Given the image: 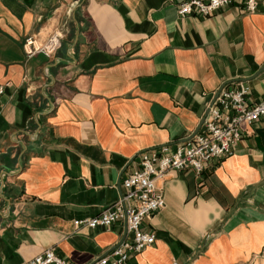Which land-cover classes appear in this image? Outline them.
<instances>
[{
    "label": "crops",
    "instance_id": "obj_1",
    "mask_svg": "<svg viewBox=\"0 0 264 264\" xmlns=\"http://www.w3.org/2000/svg\"><path fill=\"white\" fill-rule=\"evenodd\" d=\"M184 1L0 0V264L110 255L126 222L74 221L117 202L143 152L192 137L221 88L264 101V11L183 17ZM58 27L54 56H27ZM156 184V241L124 264H264V118L229 157Z\"/></svg>",
    "mask_w": 264,
    "mask_h": 264
},
{
    "label": "built area",
    "instance_id": "obj_2",
    "mask_svg": "<svg viewBox=\"0 0 264 264\" xmlns=\"http://www.w3.org/2000/svg\"><path fill=\"white\" fill-rule=\"evenodd\" d=\"M239 3L243 13L264 11V0H186L179 5L181 16H212L219 9ZM66 36L64 27L56 28L47 39L38 43L28 36L24 42L27 56L43 53L54 56L62 47ZM4 91L0 87V93ZM250 88L243 82L234 88L223 87L208 105V112L200 130L182 141L175 149L165 145L145 151L136 168L122 180L125 192L113 205L93 217L76 219L77 227L109 228L116 222H126L128 237L110 255L93 264H124L156 241L153 232L143 229V222L165 206V197L157 188V178L169 170L192 168L201 174L212 162L222 161L232 155L250 126L264 118V101L251 102ZM21 264H77L47 249L33 259Z\"/></svg>",
    "mask_w": 264,
    "mask_h": 264
},
{
    "label": "water",
    "instance_id": "obj_3",
    "mask_svg": "<svg viewBox=\"0 0 264 264\" xmlns=\"http://www.w3.org/2000/svg\"><path fill=\"white\" fill-rule=\"evenodd\" d=\"M203 122H204V120H203ZM203 122L201 123V125L203 124ZM200 127H201V126H200ZM199 129H200V128H198V130L195 132V134L199 131ZM190 138H191V137H190ZM188 139H189V138H188Z\"/></svg>",
    "mask_w": 264,
    "mask_h": 264
},
{
    "label": "rangeland",
    "instance_id": "obj_4",
    "mask_svg": "<svg viewBox=\"0 0 264 264\" xmlns=\"http://www.w3.org/2000/svg\"><path fill=\"white\" fill-rule=\"evenodd\" d=\"M67 33V32H66Z\"/></svg>",
    "mask_w": 264,
    "mask_h": 264
}]
</instances>
